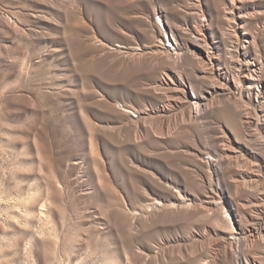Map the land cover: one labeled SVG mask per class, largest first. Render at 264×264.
I'll return each mask as SVG.
<instances>
[{
	"label": "rangeland",
	"instance_id": "1",
	"mask_svg": "<svg viewBox=\"0 0 264 264\" xmlns=\"http://www.w3.org/2000/svg\"><path fill=\"white\" fill-rule=\"evenodd\" d=\"M173 33L182 56L157 53ZM247 55L264 62V0H0V264H264ZM228 216L256 227L247 248Z\"/></svg>",
	"mask_w": 264,
	"mask_h": 264
},
{
	"label": "bare ground",
	"instance_id": "2",
	"mask_svg": "<svg viewBox=\"0 0 264 264\" xmlns=\"http://www.w3.org/2000/svg\"><path fill=\"white\" fill-rule=\"evenodd\" d=\"M238 2L242 3V0H232L233 4H236ZM230 11H231V9H230ZM230 11H228V12H230ZM226 18L229 19V16H226ZM241 27H243V25ZM168 37L169 36H166L167 41L166 42L164 41L163 42L164 45L162 47L159 46L160 50H158L156 52L157 53H165L168 50L171 53H175V54L177 53L179 56H182V50L178 49L179 46L176 47L175 40H171L170 38L168 39ZM208 56H209L208 57L209 60L213 64L214 63L213 59L217 58V56L214 57L215 55L214 56L212 55L213 57H210L209 54H208ZM231 57H233V56H231ZM206 62L209 63L208 61H206ZM237 67H238V70L240 71L239 73L242 72L241 75L243 76V78H245V80L246 79L248 80L247 81V88L249 89V91L251 89H254V88H258L259 90L262 89L260 91H261L262 95L264 96V62L261 61V58H259L257 56L247 55L246 57L241 58V61L238 62ZM218 68L220 70H222L224 67L222 65H220ZM224 73H226V71H222L221 78H223ZM164 74L166 77L157 79L155 87L158 89H162V90L164 89L167 92L168 97H170L171 95H174L176 97V99H178V92L180 91V88H179L180 84H178L179 82L172 77V74H170V72H164ZM206 77H207V75H206ZM187 102H190V108H191L192 112L197 114V115L199 113H202L206 108H208V106H210L209 99L204 94L203 95L201 94L198 96L195 93L193 99H190ZM165 107H166V105H163L162 107H160L159 111H161L163 113L164 112L167 113V108H165ZM128 111H129V109H128ZM247 122H249V121L247 120L246 123ZM228 149H229L228 147L223 148L221 150V153L220 152H219L220 154L218 153L220 156L218 154H215L216 156L215 155L212 156V159H211L212 162H217L219 160V158H217L218 156L221 158H223V157H226V158L227 157L228 158L238 157L235 154H231L230 152H228L229 151ZM210 163H211V161H210ZM43 210H44L43 207H39V211L41 213H43ZM29 215H30V213H29ZM24 217H27V216H24ZM228 218L230 221L231 229L229 230L230 233H229L227 240L229 241L230 245H232V246L238 245L241 248V246L243 247L244 243L253 242L256 227L249 226L246 229V228L242 227L241 221L237 217H229L228 216ZM249 244H247V245H249ZM244 247H246V246H244ZM245 252L241 253V256L238 255L239 256L238 260H237L238 264H258L257 261L250 259L249 256H247L245 254Z\"/></svg>",
	"mask_w": 264,
	"mask_h": 264
},
{
	"label": "built area",
	"instance_id": "3",
	"mask_svg": "<svg viewBox=\"0 0 264 264\" xmlns=\"http://www.w3.org/2000/svg\"><path fill=\"white\" fill-rule=\"evenodd\" d=\"M174 37V33L173 34H170V39Z\"/></svg>",
	"mask_w": 264,
	"mask_h": 264
}]
</instances>
